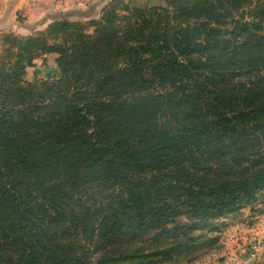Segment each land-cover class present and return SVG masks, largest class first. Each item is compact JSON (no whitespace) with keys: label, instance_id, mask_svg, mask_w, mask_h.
I'll return each instance as SVG.
<instances>
[{"label":"trees","instance_id":"1","mask_svg":"<svg viewBox=\"0 0 264 264\" xmlns=\"http://www.w3.org/2000/svg\"><path fill=\"white\" fill-rule=\"evenodd\" d=\"M165 1L4 35L0 264L170 260L264 196V0Z\"/></svg>","mask_w":264,"mask_h":264},{"label":"rangeland","instance_id":"2","mask_svg":"<svg viewBox=\"0 0 264 264\" xmlns=\"http://www.w3.org/2000/svg\"><path fill=\"white\" fill-rule=\"evenodd\" d=\"M127 1V0H123ZM69 0H64L67 4ZM135 6H150L149 0H133ZM165 0H155L153 6L165 5ZM98 16L88 19H65L70 22L87 24L90 19H99ZM94 27L89 25L86 32H92ZM0 32V52L8 42ZM51 41V39L49 40ZM56 53L39 54L27 65L23 73L25 82H33L39 79H54L56 73ZM210 226L212 230L204 233L195 242L194 248L188 253L174 256L173 259L156 258L153 264H233L236 258L244 257L250 249V242L257 236L264 237V196L259 193L255 198L244 201L238 209L223 213L215 217Z\"/></svg>","mask_w":264,"mask_h":264},{"label":"crops","instance_id":"3","mask_svg":"<svg viewBox=\"0 0 264 264\" xmlns=\"http://www.w3.org/2000/svg\"><path fill=\"white\" fill-rule=\"evenodd\" d=\"M110 0H0V32L28 35L60 19L98 16ZM233 264H264V249L255 258L242 256Z\"/></svg>","mask_w":264,"mask_h":264},{"label":"built area","instance_id":"4","mask_svg":"<svg viewBox=\"0 0 264 264\" xmlns=\"http://www.w3.org/2000/svg\"><path fill=\"white\" fill-rule=\"evenodd\" d=\"M56 67V66H55ZM264 249V237L257 236L252 242H250V249L247 254L248 258H255Z\"/></svg>","mask_w":264,"mask_h":264},{"label":"water","instance_id":"5","mask_svg":"<svg viewBox=\"0 0 264 264\" xmlns=\"http://www.w3.org/2000/svg\"><path fill=\"white\" fill-rule=\"evenodd\" d=\"M150 6H153L155 4V0H149Z\"/></svg>","mask_w":264,"mask_h":264}]
</instances>
